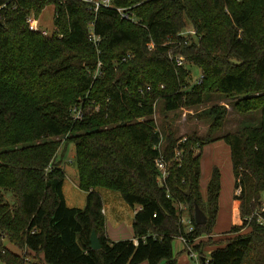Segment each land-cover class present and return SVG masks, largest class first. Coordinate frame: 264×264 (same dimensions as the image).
Returning <instances> with one entry per match:
<instances>
[{"label": "trees", "instance_id": "trees-1", "mask_svg": "<svg viewBox=\"0 0 264 264\" xmlns=\"http://www.w3.org/2000/svg\"><path fill=\"white\" fill-rule=\"evenodd\" d=\"M111 1L133 19L114 7L95 13L85 0H0L6 2L0 19V260L179 264L172 242L184 235L198 238L193 248L201 256L213 246L207 264H264V223L254 215L264 189V0ZM50 4L54 31L30 30L26 16L39 18ZM90 24L100 37L97 46L88 38ZM188 25L194 36L182 34ZM175 55L184 56L182 65ZM98 60L102 66L94 76ZM186 63L197 65L201 77L192 82ZM214 93L234 98L239 112L261 110L257 124L242 123L220 137L230 149L241 218L227 239L212 236L219 167L212 166L205 195L199 184L202 147L221 127L225 107L213 104L203 112L211 118L206 136L160 132L151 117L154 102L170 111L201 104ZM81 101L99 108L74 120L69 108ZM69 143L77 185L86 192L81 207L66 204L65 172L56 158ZM176 148L182 150L179 159ZM160 152L167 163L163 184L154 162ZM101 187L139 206L133 238H109ZM195 205L206 215L203 224L194 220ZM184 210L193 231L180 221ZM93 230L99 249L90 247ZM4 239L22 252L7 248Z\"/></svg>", "mask_w": 264, "mask_h": 264}, {"label": "rangeland", "instance_id": "rangeland-1", "mask_svg": "<svg viewBox=\"0 0 264 264\" xmlns=\"http://www.w3.org/2000/svg\"><path fill=\"white\" fill-rule=\"evenodd\" d=\"M54 16V5H47L41 12L39 16V24L42 29L52 32L54 30L53 24ZM184 36L192 35L194 36V31L191 25L183 30ZM187 68L190 71V80L200 78L201 70L197 65L186 63ZM213 104H218L224 106L226 109L224 120L221 124V127L218 130H215L213 133H210L209 137L212 138L210 142H207L202 147L201 153V164H202V177L201 180H205L207 170L209 171L210 166L217 165L221 171L220 175V191L218 197V212L213 226L212 232L215 233L216 238H229L231 234H228L229 229L232 227V203H233V191H234V175L231 170V158H230V149L228 144L224 139L220 138L222 135L233 132L242 126V123L248 124H257L260 120L261 110L255 109L246 112H239L234 107V98H230L218 93L212 94L210 99L205 102L195 105L193 107H180L175 110H163V104L160 102H154V113L152 118L156 122L157 129L162 132V130L172 131L176 136H184L192 132H196L202 136H206L208 133V127L211 123V118L203 115V112L207 110ZM162 134V133H161ZM214 138V139H213ZM64 149V144L61 146L57 152V160L61 161L62 168L65 172V178L67 183L73 182L77 184V169L74 162V144L69 143L66 147L65 153L62 156V151ZM200 184V183H199ZM204 185V183H203ZM203 195H205L204 187H201ZM107 188H99V190H105ZM237 193V190H235ZM239 193V192H238ZM237 193V194H238ZM260 204L255 209H259L260 206L264 204V189L260 193L259 197ZM77 205H80V201L76 202ZM187 211H183V216L185 221L188 217L186 214ZM241 220V219H240ZM241 223V221H240ZM239 223V224H240ZM128 222H126L125 233H130L127 229L130 228ZM249 229L248 226H245L241 229V232H246ZM4 245L17 252L19 251L13 244H11L7 239L3 240ZM182 243L180 240L175 238L172 242L173 252L178 258L179 264H194L195 260L193 258H187L182 249ZM209 247H213L212 245ZM181 248V249H180ZM204 248V253L206 257H210V251ZM180 251V253L178 252ZM0 264H6L0 260ZM143 264V263H141ZM144 264H148L147 261Z\"/></svg>", "mask_w": 264, "mask_h": 264}, {"label": "built area", "instance_id": "built-area-1", "mask_svg": "<svg viewBox=\"0 0 264 264\" xmlns=\"http://www.w3.org/2000/svg\"><path fill=\"white\" fill-rule=\"evenodd\" d=\"M85 1L88 2V8L95 13L98 11V9L101 6L114 7L117 10V12L120 14L121 17L126 18V19H133L132 14L130 12H128L125 7L114 6L112 4L111 0H85ZM5 6H6V2L0 3V19L2 16V10ZM26 22H27L28 28L30 30L39 31L44 35L51 33V32H48L47 30L42 29L40 27L39 19L36 16H34L33 13H30L26 16ZM182 34L184 35V33H182ZM88 38L91 42H93V44L95 46H97L99 41H100V37L97 34H95V32L93 30V24L89 25ZM185 42H187V41L185 40ZM97 51H99V49H97ZM129 56H130L129 54H126L124 57H122V59H125L126 57H129ZM174 61L177 65H182L184 63V56L183 55H175ZM101 66H102V62H101V60H98L96 63V70H95L94 76H96L100 73ZM149 89H150V85H147L146 90H149ZM91 108L97 110L99 108V104L92 102L91 104L85 105V103L81 101L77 104L72 105L69 108V112H70L71 117L74 120H78V119H81L84 116L85 112ZM184 139L185 138H183V141H184ZM162 144H163V136L160 133V141L158 142V144L155 147H157L160 150ZM181 154H182V150L176 148L175 149V156L178 157V159H179ZM154 162H155L157 169L160 172V174L158 175V181L160 184H163L164 179H165L166 174H167V163H166L165 158L161 152L155 158ZM238 192H240V188L237 189V193ZM177 207L179 209H182V208H184V205L182 203H179V204H177ZM254 215L256 216V219L258 222L264 223V204L262 206H260V208L254 212ZM180 221L184 224L187 232L193 231L194 226H193L192 222L190 221L189 217H187V219L185 221V217L183 216V214H181ZM179 239L182 241V244H183L182 249L180 251H184L186 253L187 258H193L195 260L194 264H200L201 261H204L205 264L208 263L209 258L206 257L205 253L203 256L204 259L202 260L201 259L202 256L199 254V252L197 250H195L193 248V245L198 242V238L189 239L183 235V236H180ZM134 243H137L136 239H134ZM25 260L30 261L31 258L29 256H25Z\"/></svg>", "mask_w": 264, "mask_h": 264}, {"label": "crops", "instance_id": "crops-1", "mask_svg": "<svg viewBox=\"0 0 264 264\" xmlns=\"http://www.w3.org/2000/svg\"><path fill=\"white\" fill-rule=\"evenodd\" d=\"M200 169H201V175H200L199 183L201 187L206 188L212 167L210 166L209 171L207 170L205 180L203 181L201 180V177H202L201 159H200ZM231 170H232V167H231ZM98 191L102 197V203H103L102 212L105 217V229H106V232L109 238L112 240L133 238L132 218H133L134 212L139 208V206H136L134 208L131 207L122 198L121 194L118 191L111 190V189H105V190L98 189ZM63 194L65 197L66 204L68 206L81 207L84 205L85 198H86V192L81 190L78 187V185L77 184L75 185L73 182L67 183L66 178L64 179V182H63ZM78 199L80 201V205L76 204ZM240 219L241 218H240V213H239V201L233 198L231 223L233 225L239 224L241 221ZM126 222H128L129 225H131L130 226L131 229L130 230L127 229V231H129L130 233L123 234L124 231L126 230ZM212 236H215V233L212 232ZM180 242L182 243L181 240ZM212 248L213 247L208 246L207 249L212 250ZM178 252L180 253V251ZM177 261H178V258H177ZM144 262L145 261H142L141 263L144 264Z\"/></svg>", "mask_w": 264, "mask_h": 264}, {"label": "water", "instance_id": "water-1", "mask_svg": "<svg viewBox=\"0 0 264 264\" xmlns=\"http://www.w3.org/2000/svg\"><path fill=\"white\" fill-rule=\"evenodd\" d=\"M189 193V189L186 191V194ZM194 220L197 224H203L206 221V215L205 213L199 208L198 205H195L194 208ZM90 247L92 249H99L101 247L99 238L97 236V234L95 233V231L93 230L90 234ZM202 260L204 259V257L202 256L201 258Z\"/></svg>", "mask_w": 264, "mask_h": 264}]
</instances>
